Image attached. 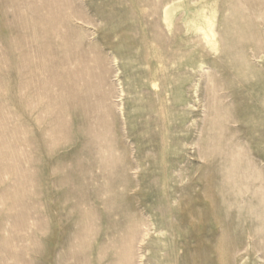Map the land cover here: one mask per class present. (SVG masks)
Instances as JSON below:
<instances>
[{
  "label": "rangeland",
  "instance_id": "1",
  "mask_svg": "<svg viewBox=\"0 0 264 264\" xmlns=\"http://www.w3.org/2000/svg\"><path fill=\"white\" fill-rule=\"evenodd\" d=\"M70 1L67 2L69 6L81 7L95 24L84 26V44L96 42L99 52L104 55L112 46L119 49L120 84L117 88L122 90L123 104L122 112L116 115L110 130L115 139L112 154L124 159L128 167L135 166L132 171H127L131 183L137 184L127 192V196H133L137 201H134L133 208L140 210L143 201L149 200V209L141 212H148L156 220L159 214L156 206L161 209L170 207L174 196L177 201L173 205L179 210L186 204L197 205L200 215L209 213L213 217L217 246L215 264H264V231H260L264 229V0H205L216 9L221 43L230 45L226 50L220 46L217 53H212L204 48L200 35L183 32V51L187 53L191 48L188 42L195 41L194 48L201 46V55L197 58L204 68L199 75L192 77L194 83L191 76L184 78L186 88L181 94L186 106L182 112L174 103L176 91L169 86L171 93L162 103L167 111L162 115L155 113L160 106L154 96L140 92L142 87L146 89L149 85L140 88L139 82L144 80L145 59H159L160 56L151 49V40L155 39L159 47L167 48L169 54L172 52L169 46L173 38L168 35L162 17L164 8L178 0ZM185 1L194 9L200 0ZM2 2L0 0V4ZM253 7L255 9H251ZM192 9L184 6L178 13L181 15L179 22L188 21L192 12L182 15V11L188 13ZM10 13L8 17H12ZM0 31L10 34L6 24L0 26ZM10 36L13 38L16 34ZM186 60L191 62L188 58ZM7 70L6 66L0 67V73ZM171 71L172 68H168L165 72L166 78L172 81ZM12 76L14 79L17 75ZM194 84L195 88L192 87ZM6 85L4 82L0 90V141L24 152L17 162L29 173L24 182L32 194L10 207L0 204V264H38L41 242L46 248L45 264H54V257L66 255L67 247L60 243L69 220L67 222L64 217L61 221L55 219L53 185L50 180L40 178L37 170L42 167L47 173L52 163H57L59 169L66 171L64 166L67 163L59 155L73 147L64 141L65 144L59 142L58 146L51 147L55 154L41 157L35 168L28 159L38 155L39 151L36 152L32 145L21 143L19 134L10 132V128L20 124V107L16 100L9 99L10 91L5 89ZM210 105L217 106L211 108ZM222 113L228 117L225 119ZM214 118L221 121L217 119L213 124L211 120ZM32 129L35 132L36 129ZM202 147L204 149H200ZM0 163V201L9 203L12 199L1 190L12 186L18 177L10 170L6 158L3 157ZM164 179L167 187L162 189L159 186ZM19 182L20 186L24 183L21 178ZM148 192L154 196L147 197ZM96 210L97 226L103 227L101 213H111L113 209L101 204ZM22 214L24 218H18ZM3 238H9L7 244L2 242ZM112 243L113 239L106 241L105 257H110Z\"/></svg>",
  "mask_w": 264,
  "mask_h": 264
},
{
  "label": "bare ground",
  "instance_id": "2",
  "mask_svg": "<svg viewBox=\"0 0 264 264\" xmlns=\"http://www.w3.org/2000/svg\"><path fill=\"white\" fill-rule=\"evenodd\" d=\"M69 1L3 0L0 4V26L6 24L10 32L8 35L7 32L0 31V67L8 68L6 72L0 73V90L5 82V89L10 91L9 99L16 100L20 107V124L10 128V132L19 134L21 143L32 145L36 152H40L28 159L35 164V168L41 157L55 154L51 147L58 146L59 142L64 141L73 147L59 155L67 163H64L66 171L59 169L60 164L55 162L56 165L52 163L47 173L42 167L37 170L40 178L50 180L53 185L51 192L54 193L55 219L61 221L64 217L67 222L69 220L60 243L61 246L66 245V255L54 257V264H215L216 231L213 217L209 213L200 215L197 205L189 204L179 210L173 205L177 201L175 196L170 207L161 209L156 206L159 213L156 220L148 212H141L148 208L149 200H142L143 207L139 205L140 210L133 208L136 199L127 196V192L137 184L131 183L127 171H132L135 166L128 167L124 159L112 154L115 139L110 130L116 115L122 112L123 104L122 90L117 88L120 84L119 49L112 46L111 51L104 55L99 52L96 42L84 44V26L95 24L81 7L69 6ZM190 5L185 0H178L164 8L162 22L168 35L173 38L169 46L172 52L169 54L167 48L159 47L153 39L149 45L160 55L159 59L144 61L146 70L143 71L144 80L139 82V87L146 84L149 86L146 89L142 87L140 92H148L149 96H154L160 106L155 113L161 115L167 111L162 103L171 93L169 86L174 87L177 94L174 103L178 105L177 110L182 112L186 106V100L181 94L186 88L184 78L191 76L194 83L195 79L192 80V77L199 75L204 68L197 58L201 55V46L194 48L195 41L188 42L191 48L187 53L183 51V32L200 35L204 48L212 53H217L220 46L226 50V46L230 45L220 41L215 7L205 0L197 1L194 9ZM184 6L192 10L188 13L182 11V15L192 13L188 21L179 22L181 15L178 16V13ZM254 7L251 9H255ZM8 8L12 10L9 11ZM9 12L12 17H8ZM12 33L16 34L13 38L10 36ZM168 68H172V81L166 78L165 71ZM13 74L17 75L14 79ZM195 86L196 84L192 87ZM213 106L215 105H210L211 108ZM222 116L225 119L228 117L225 113ZM217 119L214 118L211 122L214 124ZM33 127L37 131L34 132ZM1 136L0 134V138ZM15 148L0 141V162H3V157L6 158L10 170L18 177L12 186L1 190L12 199L9 203L0 201V204L7 207L30 198L32 194L24 182L29 173L20 168L17 162L24 152ZM216 149V152L211 150L217 153ZM19 178L24 182L22 186ZM236 185L238 187L237 183ZM55 187L58 189H54ZM159 187L165 189L167 180H162ZM148 196L154 194L148 192ZM101 204L113 210L111 213H101L104 217L103 227H98L96 209ZM262 214L260 215L263 216ZM18 218L22 219L24 215H19ZM110 239H113L112 253L110 257H105L106 241ZM75 240L78 242H74ZM8 241L9 238L2 239L4 244ZM40 245L38 264H45L46 248L42 242ZM70 259L72 263H67Z\"/></svg>",
  "mask_w": 264,
  "mask_h": 264
}]
</instances>
